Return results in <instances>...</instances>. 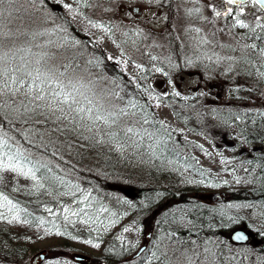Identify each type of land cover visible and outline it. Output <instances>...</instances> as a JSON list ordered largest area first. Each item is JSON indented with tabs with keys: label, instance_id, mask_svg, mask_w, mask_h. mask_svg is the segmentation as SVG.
<instances>
[{
	"label": "rangeland",
	"instance_id": "1",
	"mask_svg": "<svg viewBox=\"0 0 264 264\" xmlns=\"http://www.w3.org/2000/svg\"><path fill=\"white\" fill-rule=\"evenodd\" d=\"M32 1L36 7L26 4L18 8L19 0H13L12 16L9 18L5 13L2 17L5 22L1 26L7 25L14 32L15 15L27 10L30 13L33 7L34 13L40 11L36 19L41 24H48L47 17L51 19L52 25L49 23L40 30L50 33L42 45L46 47L49 40L53 38L55 41L59 37L63 45L70 39L83 42L92 61L85 69L100 80V87L103 83L107 85L108 81L109 87L112 82V87L119 90L122 99H118L117 106L127 107L128 101L134 100L136 109L129 107L128 110L139 113L140 117L145 115L147 108H152L153 118L146 124L143 121L139 124L146 130L144 134L148 131L156 133V127H159L161 136H164L162 130L169 131L172 143L182 141L190 145L192 158L198 167L182 169L183 160L177 162L174 158H167L165 163L177 171L182 184L198 187L199 193L194 197L201 204L208 205L206 210L218 211L225 217L224 223L236 225L244 222L256 230L257 235L264 236V203L254 195L260 187V172L264 168V142L259 138L264 135V126L253 128L246 123L247 118L253 115L264 117V77L259 75V72H264V54L260 52L264 48V31L256 26V16L262 13L251 7V0L245 6L244 15L240 16L250 28L233 27L232 17L215 16L212 6L223 10V0H111L113 10L108 20L103 14L79 16L76 0H69V3L65 0ZM65 5L71 7L66 8ZM128 5L139 7L140 12L131 9L122 13ZM126 16H131L138 26L123 24ZM24 24H28L27 21ZM58 27H63L66 33L53 32V28L56 30ZM76 28L90 38L74 34ZM32 33L36 31L25 32V38L32 39ZM12 40L17 43L16 39ZM130 41L135 44L130 46ZM252 44L257 47H245ZM46 48L43 51L55 53L54 47L48 45ZM251 58L255 59L256 71L248 70ZM111 62L117 65L111 66ZM49 63L55 65L56 56ZM4 102V97H0V104ZM141 102L142 108L139 107ZM237 114L239 118H236ZM7 118L11 119V115L7 114ZM36 121L39 123H34V119L28 129V123L17 122H8L4 127L0 119V128L37 156H42L55 170L63 171V179L79 188H60L58 185L59 188L54 189L47 180L42 181L43 188H37L36 182L30 178L0 173L4 176L0 192L20 208L32 211L33 218L38 215L39 223L31 224L23 211L19 214L20 219L16 220L6 208H0V213H3L0 226L4 225L14 240L22 242V247H37L27 256H13L11 261L14 264H30L31 256L40 249L50 250L43 264H104V249L112 241L130 250L129 256L122 258L119 264H188V257L196 260L197 264H264V237L244 246L234 245L227 236L225 238L219 233V223L203 229L195 225L187 214L188 205H180L181 200L168 205L167 209L156 211L155 208L145 215L123 213L119 208L112 212H97L100 208L97 207L93 211L96 205L94 192L106 189L112 179L105 169H99L102 167L100 164H95L94 169L91 167V160L95 161L93 155L82 160L75 151L74 154L67 153L66 145L78 144L80 138L93 136V132L67 121L45 125L44 117L38 115ZM154 124L158 125L154 127ZM23 132H27L31 144L21 135ZM55 133L60 134V142H53L51 148V143L44 138ZM69 133V136H64ZM31 134L36 136V140ZM248 135L258 137V143L248 141ZM103 136L95 139V145L101 142V137L104 139ZM258 158L262 162L257 161ZM110 185L119 194H115V199L121 209L127 211L134 206L119 192L121 184ZM66 192L69 194L62 195ZM218 192L225 193L224 200L214 198ZM36 201L41 203L38 211L32 207ZM47 208L52 211H46ZM65 208H84L92 219L86 224L81 223L87 218L84 214L77 217L69 213L66 220ZM41 212L45 213V218L41 217ZM168 218L170 222H167ZM125 228L129 230L125 232ZM83 229L89 231L88 236ZM68 236L74 242L71 248L65 245ZM144 243L147 245L144 252L131 259L130 255ZM96 244L99 247H95ZM205 247L216 255L204 253ZM113 250L120 255V250ZM193 250L200 254L199 257L193 256Z\"/></svg>",
	"mask_w": 264,
	"mask_h": 264
},
{
	"label": "trees",
	"instance_id": "2",
	"mask_svg": "<svg viewBox=\"0 0 264 264\" xmlns=\"http://www.w3.org/2000/svg\"><path fill=\"white\" fill-rule=\"evenodd\" d=\"M26 4L33 5L30 0H19L18 2V8L25 6ZM35 6V4H34ZM24 8V7H23ZM35 8H30V13L27 10L23 14L18 13L15 15L14 19V33L17 35L13 38L17 41V46H28L29 44L35 45V44H41L45 41L47 36L50 34L48 32L40 31L41 29H44V26L48 25L50 22L48 20V24H41L36 18L38 17V14L40 11H35ZM36 14V16L33 17V15ZM3 16H0V26L3 23L4 19ZM48 19V17H47ZM28 24H24L26 21ZM25 21V22H24ZM5 22V21H4ZM32 22V23H31ZM38 27V30L36 28ZM35 28V29H34ZM36 33H44L42 36H37L35 40L33 39H27L25 38L24 33L34 31ZM54 31H59L61 33H66L64 31H61V28H57ZM76 34V31L73 32ZM22 34L24 38L22 37ZM261 34V33H260ZM62 35V34H61ZM77 35V34H76ZM83 35V33H82ZM65 37L64 35H62ZM61 37L57 38V40H53L52 43L48 44L55 49V53L53 52V57L56 56V63L55 66L59 67L62 64H70L72 69H75L77 73L88 75L90 71H87L86 66H89L91 64L88 63L90 61V54L85 48V44L77 43L74 39H70L69 42L65 45H63V41L60 40ZM64 39V38H63ZM67 46L66 45H69ZM133 45L135 44L132 43ZM48 45L46 47H48ZM60 45H63V47H60ZM43 50H45V48ZM47 49V48H46ZM41 49H36L33 47V51H40ZM253 59V58H251ZM79 65V67H76ZM114 62H111V66H116ZM249 65V64H248ZM254 69L253 65H249V69ZM62 70V69H61ZM259 71H261L259 69ZM262 72V71H261ZM91 73V72H90ZM92 74V73H91ZM93 74L89 76V79H96ZM100 80H98L99 82ZM102 84V87L99 85L97 88L112 91L119 94V90H115L111 82V87H109L108 81ZM99 89V90H100ZM135 96L137 97V93H135ZM145 97V96H144ZM144 97H138L143 98ZM7 100L8 103H12L11 98L4 97V101ZM16 102L18 103L20 100H24L23 96H17L15 98ZM116 104L118 103V100L114 101ZM27 103V101H25ZM3 104V103H2ZM139 107L143 105V102L139 103ZM142 108V107H141ZM136 109V108H135ZM22 110V109H21ZM138 110V109H137ZM135 110V111H137ZM152 108H147L146 112L143 114L144 116L140 117L139 113H136L135 117H123L121 120V124H127L128 126L134 127L136 131L140 132V136H132V139L129 140L124 136V133L119 131V129H116L118 131V137L117 140L119 141V144H117L116 141L110 140L106 135L100 138L99 141L102 140L98 145H95V139H99V136H97L93 132V136L91 135H84L82 138H80L78 144L75 145H67V153L74 154V151L77 155H80L82 160L85 158H89L91 155H93L95 158L94 160H91V167L94 169L95 164H100L99 169L106 170L107 174H109L110 181L109 185H106V189H99L98 191H95V200L96 205L98 206L93 207V211L97 207H105L109 211L112 212V210H116L119 208L122 210L123 213L127 212L130 214H143L145 215V212H149L152 209L160 210V209H167L166 207L172 203H174L176 200H181L182 204L188 205L187 207V214L189 218H191L192 222L199 226L201 229L206 228L207 225L211 228L215 226L216 223H219L220 225V234H223V237L227 236V232L229 229L234 228L236 225L229 223H224L225 217H223L221 214H219L218 211L214 212L206 210V207L208 205L201 204L194 196H197L199 193L198 187L190 188V184H182L181 181L178 178V174L176 170L170 169L169 164L165 163L167 161V158H174L177 162L179 160H183V167H198V163H195L193 160V155L191 148L189 147V144H185L184 142L180 141L178 144L172 143L170 140V135L168 134L169 131L167 129L162 130L164 136H161L160 128L156 127L158 124H154V127H156V133H152L151 131H148L144 134V129L139 125L143 121L144 118H147V120H150L153 118V114H151ZM7 114L11 115V119L7 118ZM237 118V116H236ZM0 119L4 123V127H7V123L9 121L11 122H17L22 123L26 125L28 123V129H30V122H32L35 119L36 121V115H32L31 118L28 117H18L16 113L12 112L11 109L6 107H0ZM27 119V123H24L23 121ZM53 119L50 118L47 121H44L45 125H50ZM139 122V123H138ZM68 123V122H67ZM246 123H248L251 127L255 128L254 126H264V117H248L246 120ZM14 129V128H13ZM15 130V129H14ZM90 134V133H89ZM14 135L19 139L20 135L14 133ZM33 139L36 140V136L31 134ZM59 135L60 134H54L50 138H44L48 141V143H52L55 141H59ZM69 134H66L64 136H69ZM131 135V134H130ZM264 142V135L260 136ZM258 137H251L247 136L248 141L250 142H257ZM45 141V142H47ZM135 141L136 143H133ZM60 142V141H59ZM122 146V147H121ZM95 149V152L93 151ZM92 149V151H91ZM91 151V152H89ZM195 159V157H194ZM257 161H261L260 158L257 159ZM262 162V161H261ZM63 171L55 170L54 167H52V172L47 173V176L50 178L47 180V184L52 185L54 189L57 188H66V186L61 185V183L55 179V177H62L63 178ZM107 176V178H109ZM260 187L256 191V194H254L257 197L260 198L262 204L264 203V168L262 167L260 172ZM125 182V183H124ZM133 185L138 195L134 199H130L131 203L134 204L133 207L130 209H127V211H124V208L121 209L120 205H118V201L115 199V194L117 196L119 195L114 191V189L111 187L110 184L116 185ZM130 183V184H129ZM134 183V184H133ZM136 183V184H135ZM59 185V187H57ZM193 191V192H192ZM11 197L12 194L10 195ZM119 200V199H118ZM128 200V199H126ZM33 209L35 211L40 210L41 203L36 201L33 203ZM23 211L24 217L31 222V224H37L39 223L38 215L33 218L32 211L24 209ZM140 216V215H139ZM41 217L45 218V213L41 212ZM171 219L168 218L167 222H170ZM214 221V222H213ZM210 224V225H209ZM66 228V227H62ZM86 236L89 235V231L87 229H83ZM67 234H64L66 236ZM222 236V235H221ZM12 234H9L7 230H5L4 225L0 226V264H14L13 256L16 255V257H24L27 256L28 252L32 250H36L37 247H32L31 245L27 248H24V244L22 242H17L14 240ZM73 241L71 240L70 236L65 238V245H67L69 248L73 246ZM120 250V255L116 253L115 250ZM104 257H106V261L104 264H117L122 258L129 256L130 250L125 249L123 246L119 247L117 245V242L112 241L108 244V246L104 249ZM107 254V256H106ZM119 264V263H118Z\"/></svg>",
	"mask_w": 264,
	"mask_h": 264
},
{
	"label": "snow or ice",
	"instance_id": "3",
	"mask_svg": "<svg viewBox=\"0 0 264 264\" xmlns=\"http://www.w3.org/2000/svg\"><path fill=\"white\" fill-rule=\"evenodd\" d=\"M248 2L249 0H224L223 10H218L215 5L212 6V10L217 17H232L234 20L233 27L250 28L244 20L240 19V16L244 15L245 6ZM65 7L70 8L71 6L65 5ZM251 7L262 13V15L256 16V26L264 31V23H261L264 21V0H251ZM14 8L13 0H0V16L7 13L8 17L11 18ZM93 26L103 27V25ZM250 30L255 31V29ZM105 31H109V29H105ZM16 35L7 25L0 26V97H8L12 100L11 104L5 100L3 104H0V107L11 109L18 117L31 118L32 115H38L43 116L45 121L54 118L53 123L67 121L69 124L79 125L89 132H94L97 136L106 135L110 140L116 141L117 144H119L117 140L119 133L116 129L123 132L129 140L132 139L133 135H141L134 127L121 124L123 117L136 116V112L128 110L129 107L133 109L137 107L134 100H129L127 107L117 106L114 101L122 99L119 94L103 89L98 91V79H89L88 76L92 75L90 72L87 76L77 73L68 63L59 67L52 65L49 62L53 59V54L43 51L44 45L17 46L12 40ZM42 35L44 33H32V39L35 40L37 36ZM256 38L259 39L260 37ZM48 43L51 44L52 41L49 40ZM33 47L41 50L33 51ZM245 47L256 48L257 45L252 44ZM260 52L264 54V48H261ZM153 59L156 58L153 57ZM88 63L91 64L92 61H88ZM259 75L264 77V72H259ZM17 96H23L24 100L17 103L15 100ZM23 122L27 123V119ZM37 122L39 123V121ZM143 123H148L147 118L143 119ZM21 135L29 144L32 143L27 132H23ZM133 143L136 142L133 141ZM33 147L38 146L33 145ZM52 155L55 156L56 153L53 152ZM51 172L52 167L49 162H46L42 156H37L29 148L24 147L14 136L0 128V173H12L17 177L30 178L36 182L37 188H43L44 183L42 181L48 180L50 177L47 176V173ZM38 173L41 175L38 176ZM55 179L69 189L79 188L78 185H72L70 181H65L62 177H55ZM3 181L4 176L0 175V183ZM68 194L67 192L62 193V195ZM72 194L75 195V193ZM0 208H6L16 220L20 219V212L25 211L3 192H0ZM45 210L52 211L50 208ZM107 211L108 209L104 207L97 210V212ZM64 212L66 220L69 213L77 217L84 214L87 218L81 223L86 224L92 219V216L84 208L78 210L65 208ZM0 216H3V213H0ZM43 222L41 219V223ZM128 230V228L124 229L125 232ZM57 234L61 233L58 232ZM237 238L245 239L243 234H239ZM86 243H91V241H86ZM94 246L99 247V244ZM204 253L216 255L207 247L204 248ZM199 255L193 250L194 257H199ZM188 264H197V261L188 257Z\"/></svg>",
	"mask_w": 264,
	"mask_h": 264
},
{
	"label": "flooded vegetation",
	"instance_id": "4",
	"mask_svg": "<svg viewBox=\"0 0 264 264\" xmlns=\"http://www.w3.org/2000/svg\"><path fill=\"white\" fill-rule=\"evenodd\" d=\"M32 3H34V1L30 0ZM66 2H70L69 0H65ZM112 3L111 0H101V2H98V0H76L75 4L78 5L77 7V13L79 16L82 17H92V16H97V15H104L105 18H110V14L112 12ZM35 4V3H34ZM33 4V6H34ZM36 7V6H35ZM131 9L137 10V12H140L139 7H132L130 5L125 6L123 8V10L121 11L122 13H127L128 11H131ZM125 23L126 26H138L135 25V23H133L132 21V17L131 16H126L125 21L123 22V24ZM109 25L112 24L111 22L108 23ZM63 29V27H62ZM76 34H78L79 36H82L85 39L90 38L89 35L83 34L82 35V31L79 28L75 29ZM63 37V36H62ZM64 38V37H63ZM133 38V37H132ZM83 43V42H82ZM132 41H130V46H132ZM215 83V82H214Z\"/></svg>",
	"mask_w": 264,
	"mask_h": 264
},
{
	"label": "water",
	"instance_id": "5",
	"mask_svg": "<svg viewBox=\"0 0 264 264\" xmlns=\"http://www.w3.org/2000/svg\"><path fill=\"white\" fill-rule=\"evenodd\" d=\"M119 189L121 192H123V194L129 198H135L138 195V192L135 190V188L133 186H119ZM224 194L223 193H216L214 198H218L220 200H224ZM212 198V199H214ZM246 223H243L241 226L234 228L230 234L229 237L231 239L232 242L236 243V244H246L251 240V237L254 236V232L251 229H248L246 227ZM239 234H243V236L245 237V239H238V235ZM146 248V244H143L133 255H131L133 258L139 256ZM48 255V250L46 249H42L39 250L38 252H36L30 261V264H41L45 258Z\"/></svg>",
	"mask_w": 264,
	"mask_h": 264
}]
</instances>
